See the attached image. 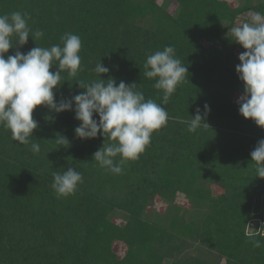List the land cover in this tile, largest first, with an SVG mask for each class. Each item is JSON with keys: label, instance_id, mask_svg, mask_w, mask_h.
Returning <instances> with one entry per match:
<instances>
[{"label": "trees", "instance_id": "1", "mask_svg": "<svg viewBox=\"0 0 264 264\" xmlns=\"http://www.w3.org/2000/svg\"><path fill=\"white\" fill-rule=\"evenodd\" d=\"M14 11L44 36L7 55L61 44L68 32L81 38L83 70L76 78L62 74L57 102L82 92L78 81L96 79L101 61L109 68L101 79L135 83L169 121L119 175L93 161L101 135L75 136L74 111H34L38 154L0 127V264H264V227L248 233L251 221L264 219V179L249 166L264 129L239 114L234 96L243 84L235 68L244 49L227 35L246 13H264V0H0V15ZM168 45L189 80L165 105L143 73L147 56ZM205 105L210 129L188 132L184 121L198 108L203 115ZM57 134L69 144H58ZM68 167L83 183L57 198L52 173ZM157 200L162 213L152 210ZM198 246L204 253L194 256Z\"/></svg>", "mask_w": 264, "mask_h": 264}, {"label": "clouds", "instance_id": "2", "mask_svg": "<svg viewBox=\"0 0 264 264\" xmlns=\"http://www.w3.org/2000/svg\"><path fill=\"white\" fill-rule=\"evenodd\" d=\"M250 15L249 22L230 28L227 35L244 49L235 68L243 84V95L237 101L239 114L264 129V13ZM29 19L20 11L0 15V127L11 133L17 146L30 145L31 151L38 154L40 143L33 138L38 129L34 111L39 107L56 114L74 111L79 122L74 130L77 138L96 139L99 134L105 141L93 154V161L111 174H121L126 163L138 160L145 152L152 135L167 126L168 112L155 100L146 99L135 83L117 84L112 77L101 79L109 73L101 61L94 68L96 79L78 81L76 84L83 91L57 102L55 90L63 85L62 74L76 78L83 70L79 54L81 38L68 32L61 37V44L36 46L27 53L17 50L7 55L10 49L25 46L29 37L35 42L44 36L42 30H32ZM53 67L56 71L50 70ZM143 75L155 81L153 87L162 92V103L166 105L179 85L188 79V67L177 58L174 46L168 45L147 56ZM209 112L208 105L204 106L203 115L198 108L194 117L184 121L187 131L195 133L200 128H209L205 122ZM55 141L69 144L59 134ZM250 155L249 166L254 168L256 178L264 179V140L257 143ZM52 176L51 187L57 198L74 195L83 183L82 174L74 167L53 171ZM255 246L260 247V242L256 241Z\"/></svg>", "mask_w": 264, "mask_h": 264}, {"label": "rangeland", "instance_id": "3", "mask_svg": "<svg viewBox=\"0 0 264 264\" xmlns=\"http://www.w3.org/2000/svg\"><path fill=\"white\" fill-rule=\"evenodd\" d=\"M230 2L233 4V5H239V4H241V0H230ZM251 14V13H250ZM249 13H246L245 15H243L240 19H239V21H238V26H240V25H242L244 22H249L250 21V19H251V15H250ZM240 53L241 52H239L238 53V57H239V55H240ZM237 57V58H238ZM241 95H243V93H236L235 94V96H234V100H236V101H238V99H239V97L241 96ZM212 190H213V193L215 194V195H218L219 193H222V190H221V188H219L218 186H213L212 187ZM179 201H180V204L182 205V206H184V205H186V203L184 202V199H183V197L182 196H180L179 197ZM166 209V207H165V205L164 204H162L160 201H155V203H154V207H153V211L155 210L156 212H159V213H162L164 210ZM262 220H264V219H262ZM121 219L120 220H117V223H121ZM260 222H259V220H253V221H251L249 224H248V233H252L253 231H255V229H256V226H258L257 224H259ZM260 225V224H259ZM259 227V226H258ZM198 249H202V252H200V251H198V250H193L192 251V254L194 255V256H196V255H199V253H201V254H203L204 252H203V248H201V247H197ZM116 250H117V252L119 253V255L120 256H123V253H124V248H122V247H117L116 248Z\"/></svg>", "mask_w": 264, "mask_h": 264}, {"label": "built area", "instance_id": "4", "mask_svg": "<svg viewBox=\"0 0 264 264\" xmlns=\"http://www.w3.org/2000/svg\"><path fill=\"white\" fill-rule=\"evenodd\" d=\"M259 222H260V223H259L260 225H259V224H257V225H258L260 228H261V227H264V220L261 219V220H259Z\"/></svg>", "mask_w": 264, "mask_h": 264}]
</instances>
